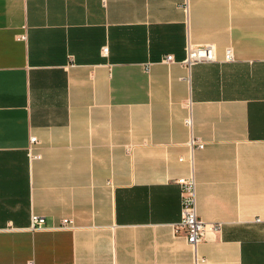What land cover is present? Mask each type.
I'll list each match as a JSON object with an SVG mask.
<instances>
[{"label": "crops", "instance_id": "obj_1", "mask_svg": "<svg viewBox=\"0 0 264 264\" xmlns=\"http://www.w3.org/2000/svg\"><path fill=\"white\" fill-rule=\"evenodd\" d=\"M191 174L221 225L195 248ZM27 262L264 264V0H0V264Z\"/></svg>", "mask_w": 264, "mask_h": 264}, {"label": "built area", "instance_id": "obj_2", "mask_svg": "<svg viewBox=\"0 0 264 264\" xmlns=\"http://www.w3.org/2000/svg\"><path fill=\"white\" fill-rule=\"evenodd\" d=\"M20 39H25V36H20ZM107 48H102L101 52L105 54ZM186 58L183 60V64L187 67L202 62H216L215 50L211 45H202L198 46H186ZM173 61L172 55H168L164 58V63H170ZM224 62H232L233 55L230 49H226L225 55L223 57ZM186 124L190 125V118L186 120ZM37 143V138L35 136L29 137V147L28 151L32 145ZM189 146L191 148L203 149L204 146L201 142L197 141L196 139H191L189 141ZM33 158H39L38 155L32 156ZM180 185V195H181V202H180V211L181 216L178 223L175 224V232H182L185 241L193 248L196 247L202 241V237L207 230L211 231H219L221 225L218 223H203L197 215L196 210V181L191 174L189 177L181 178L179 180ZM259 221V219H256ZM44 224V219L42 217H38L36 215H32L31 222L29 225V230H38L42 229ZM71 221L68 219H64L61 221L60 225L56 228L58 229H67L70 228ZM196 258V257H195ZM197 258L195 261L197 262ZM203 259H201V262ZM28 264H33L31 262H27Z\"/></svg>", "mask_w": 264, "mask_h": 264}]
</instances>
